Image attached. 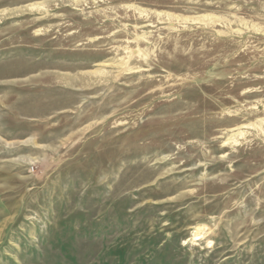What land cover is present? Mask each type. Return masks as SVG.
<instances>
[{
	"label": "rangeland",
	"instance_id": "obj_1",
	"mask_svg": "<svg viewBox=\"0 0 264 264\" xmlns=\"http://www.w3.org/2000/svg\"><path fill=\"white\" fill-rule=\"evenodd\" d=\"M0 264H264V0H0Z\"/></svg>",
	"mask_w": 264,
	"mask_h": 264
}]
</instances>
